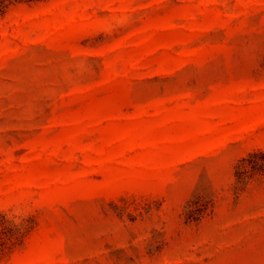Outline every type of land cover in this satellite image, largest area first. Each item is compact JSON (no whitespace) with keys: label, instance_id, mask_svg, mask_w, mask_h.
Wrapping results in <instances>:
<instances>
[{"label":"rangeland","instance_id":"374dc122","mask_svg":"<svg viewBox=\"0 0 264 264\" xmlns=\"http://www.w3.org/2000/svg\"><path fill=\"white\" fill-rule=\"evenodd\" d=\"M0 264H264V0H0Z\"/></svg>","mask_w":264,"mask_h":264},{"label":"trees","instance_id":"16d2710c","mask_svg":"<svg viewBox=\"0 0 264 264\" xmlns=\"http://www.w3.org/2000/svg\"><path fill=\"white\" fill-rule=\"evenodd\" d=\"M9 241H10V239H7V238L6 239H0V252L3 251L7 247Z\"/></svg>","mask_w":264,"mask_h":264}]
</instances>
